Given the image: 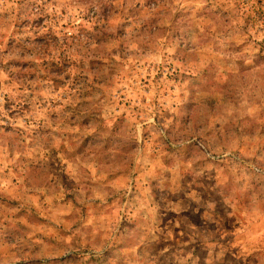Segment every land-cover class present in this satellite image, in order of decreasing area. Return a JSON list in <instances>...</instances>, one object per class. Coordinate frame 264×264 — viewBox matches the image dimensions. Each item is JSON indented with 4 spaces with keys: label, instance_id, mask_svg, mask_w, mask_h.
Returning <instances> with one entry per match:
<instances>
[{
    "label": "clouds",
    "instance_id": "clouds-1",
    "mask_svg": "<svg viewBox=\"0 0 264 264\" xmlns=\"http://www.w3.org/2000/svg\"><path fill=\"white\" fill-rule=\"evenodd\" d=\"M261 49L264 0H0V264H264Z\"/></svg>",
    "mask_w": 264,
    "mask_h": 264
},
{
    "label": "rangeland",
    "instance_id": "rangeland-1",
    "mask_svg": "<svg viewBox=\"0 0 264 264\" xmlns=\"http://www.w3.org/2000/svg\"><path fill=\"white\" fill-rule=\"evenodd\" d=\"M90 11H91V10H90ZM84 22H85V21H84L83 19H82L81 21H79V23H84ZM62 27H67V25H62ZM81 31H84V29H81ZM53 39H55V37H53ZM261 52H264V49H261ZM256 57H257L258 60H264V56L260 55V53H257V54H256ZM105 60H106V58H102V57H101V58H94L93 60L90 61V63H94V64H103V63H105ZM43 63H44V64H47L48 61H44ZM53 63H55V62L53 61ZM66 79H67V77H66ZM53 83L56 84L57 82L54 80ZM59 87L62 88L63 85L60 84ZM57 90H59V88H58ZM5 107H8V105H6ZM11 114H12V113H10V115H11ZM0 127H2V126H0ZM8 130H9V128L6 127V128H5V131H8ZM12 204H15V201H13ZM201 247H202V246H199V245H198L197 248H196V251L199 252V251L201 250ZM249 259H251V257H249Z\"/></svg>",
    "mask_w": 264,
    "mask_h": 264
}]
</instances>
